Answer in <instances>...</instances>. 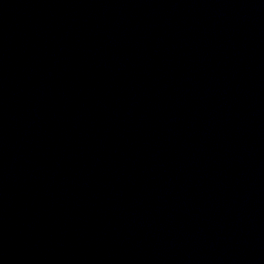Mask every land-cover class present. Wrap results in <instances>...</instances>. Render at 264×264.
I'll list each match as a JSON object with an SVG mask.
<instances>
[{
	"label": "water",
	"instance_id": "water-1",
	"mask_svg": "<svg viewBox=\"0 0 264 264\" xmlns=\"http://www.w3.org/2000/svg\"><path fill=\"white\" fill-rule=\"evenodd\" d=\"M0 264H264V0H0Z\"/></svg>",
	"mask_w": 264,
	"mask_h": 264
}]
</instances>
